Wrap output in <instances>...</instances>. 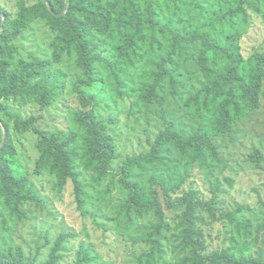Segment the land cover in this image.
Segmentation results:
<instances>
[{"label":"trees","instance_id":"16d2710c","mask_svg":"<svg viewBox=\"0 0 264 264\" xmlns=\"http://www.w3.org/2000/svg\"><path fill=\"white\" fill-rule=\"evenodd\" d=\"M183 1L38 0L35 8L20 12V17L27 16L20 20V27L14 25L8 13L0 8V101L20 99L37 111L45 110L57 101L62 90V83L58 82L64 80L62 72L36 58L31 63L21 61L16 68L14 65L16 48L13 43L35 19L45 21L55 36L52 43L55 58L61 60L66 56L73 66V93L80 108L67 113L68 132L57 135L37 129L34 126L36 120L32 118L23 120L20 116L9 115L8 121L14 123L16 135L32 133L36 136L39 158L35 174L55 178L59 189L70 181L75 201L82 208L85 203L83 177L96 176L98 182L106 178L120 152L114 138L117 119L105 121L100 118L96 99L88 98L83 90L98 88L104 84L103 77H110L116 85V92L130 98L133 95H129L127 86L131 87L132 80L131 77L123 79L120 68L136 66L142 73L138 92L143 93L142 104L149 107L165 104L168 99L166 93L174 97L176 91L180 92L181 87H185L183 80H199L200 87L195 88L189 98L175 105L168 100L171 107H161L160 115L165 124L155 142L149 150L125 161L119 171L126 211L141 215L151 213L157 220L146 235L148 251L139 258V264H150L162 253L165 233L172 234L171 240L181 250L180 253L183 252L178 256V264H264L263 252L245 256L246 245L239 250L227 243V247L221 244L215 249L210 248L215 224L223 225L225 222L238 238L251 237L248 228L236 219L235 212L218 211L215 204L218 191L212 189V200L206 198L202 186L191 182L188 175L185 177L189 188L179 195V185L168 187L156 176L149 184V191L127 179L133 165L156 162L167 146L183 157L190 154L201 161L216 157L217 139L237 133L245 115L259 106L264 54L254 52L245 58L235 41L222 44L214 39L211 31L198 29L188 33L186 29L190 26L170 37L169 19L163 18L162 14L170 11L167 7L172 2ZM248 4L249 0H237V4L232 6L224 5L223 20L236 16L238 12L247 17ZM189 6L192 8L190 12L205 16L202 0H191ZM207 12L210 13L209 10ZM182 16L183 19L189 16L188 23H191L188 13L173 14L172 18ZM149 35L160 45L169 47L167 55L146 59L143 45L151 39ZM120 36H124L123 40ZM196 43L200 46H195ZM177 52L186 55L188 52L190 59L177 61ZM188 61L192 69L184 78L188 72ZM179 63H182V69L177 71L175 67ZM5 128L7 131L11 129L9 124H5ZM3 142L0 141V206L23 221L28 217L25 207H43L44 198L26 170L14 163L13 157L17 154L12 139L8 136L6 144ZM257 156L253 155L254 158ZM159 187L164 188L162 194ZM63 237L55 240L48 258L40 264L57 263ZM234 244L237 241L232 239L231 245ZM100 260L95 250L83 245L76 264H100ZM0 264H24L22 250L19 248L17 252L10 253L0 250Z\"/></svg>","mask_w":264,"mask_h":264},{"label":"rangeland","instance_id":"374dc122","mask_svg":"<svg viewBox=\"0 0 264 264\" xmlns=\"http://www.w3.org/2000/svg\"><path fill=\"white\" fill-rule=\"evenodd\" d=\"M190 1L172 2L167 7L170 11L162 14L163 18L169 19L167 23L170 37L173 38L177 32L190 26L186 29L188 33L198 29L211 31L214 39L222 44L235 41L245 58L252 56L254 52L264 54V0H249L246 6L247 17L238 12L236 16L224 20L223 6L237 4V0H202L204 17L197 15L196 11L190 12ZM37 4L38 0H0V8L8 13L17 27L21 25L20 20L27 17H20V12L33 9ZM183 12L190 15L191 23H188L189 16L186 19L183 16L172 18L173 14ZM49 28L43 20L35 19L30 24L29 29L13 43L16 48L14 65L16 68L21 61L31 63L36 58L62 72L64 80L58 82L62 83V90L57 101L42 111H37L31 104L25 105L20 99L0 101V141L3 140L6 144L8 136L12 139L17 154V157H13L14 163L20 164L29 174L37 191L43 196L45 205L26 206L28 217L23 221L11 216L7 209L0 206V250L10 253L17 252L20 248L24 264H40L48 258L55 240L64 236L56 264H76L78 252L83 245L95 250L101 258L100 264H139V258L148 251L145 245L146 235L152 231L157 220L151 213L141 215L126 211L123 202L125 192L120 185L119 171L124 167L125 161L149 150L150 145L155 142L165 124L160 115L161 107L170 108L168 100H172L175 105L178 101L189 98L188 95L200 87V81L183 80L185 87H181L180 92L176 91L174 97L166 93L168 99L165 104L149 107L142 104L143 93L138 92L142 73L141 68L136 66L120 68L123 79L131 77V87L127 86L129 95H133L130 98L116 92V85L110 77H103L104 84L98 88L83 90L88 98L96 99L100 118L105 121L117 119L114 138L120 152L106 178L98 182L96 176L83 177L85 203L79 208L70 181L59 189L55 178L35 174L34 168L39 158L36 136L32 133L16 135L14 123L8 121L9 115L20 116L23 120L32 118L36 120L34 126L37 129L57 135L68 132L67 113L80 108L73 93V66L66 56L61 60L55 58L52 44L55 36ZM120 37L123 40L124 36ZM149 37L151 39L143 45V54L147 60L168 54L169 47L157 43L152 35ZM175 58L181 62L190 59L188 52L187 55L177 52ZM190 61L187 62L188 72L184 78L192 69L188 65ZM179 64L175 70L182 69V63ZM175 98L178 99L175 101ZM258 99V108L245 115L237 133L217 139L219 148L216 157L210 156L202 161L190 154L183 157L174 148L167 146L162 149L156 162L133 165L127 177L147 191L149 184L153 182V176L165 181L168 187L179 185L178 195L189 188L187 178L199 183L203 195L210 200L213 197L212 189L218 191L215 202L218 211L235 212L236 219L248 228L251 237L238 238L225 222L223 225L215 224L210 237V248L215 249L221 244L227 247V243L239 250L242 245H246L245 256L264 253V77ZM5 124L10 125L9 131ZM254 154H258L257 158L253 157ZM76 166L78 168V164ZM158 189L161 194L164 192L163 187ZM171 235H163V251L150 264H178V256H182L183 252L180 253L181 250L171 240ZM232 239L237 244L231 245Z\"/></svg>","mask_w":264,"mask_h":264}]
</instances>
